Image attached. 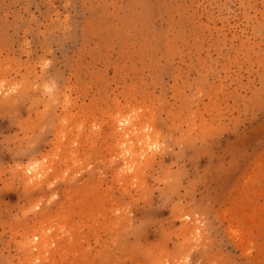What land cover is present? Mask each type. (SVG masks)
I'll use <instances>...</instances> for the list:
<instances>
[{"label": "rangeland", "instance_id": "1", "mask_svg": "<svg viewBox=\"0 0 264 264\" xmlns=\"http://www.w3.org/2000/svg\"><path fill=\"white\" fill-rule=\"evenodd\" d=\"M0 264H264V0H0Z\"/></svg>", "mask_w": 264, "mask_h": 264}, {"label": "clouds", "instance_id": "2", "mask_svg": "<svg viewBox=\"0 0 264 264\" xmlns=\"http://www.w3.org/2000/svg\"><path fill=\"white\" fill-rule=\"evenodd\" d=\"M3 82H0V86H2Z\"/></svg>", "mask_w": 264, "mask_h": 264}]
</instances>
